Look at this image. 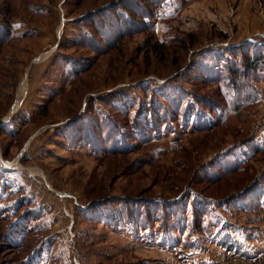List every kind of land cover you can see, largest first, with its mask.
<instances>
[{"label": "rangeland", "instance_id": "obj_1", "mask_svg": "<svg viewBox=\"0 0 264 264\" xmlns=\"http://www.w3.org/2000/svg\"><path fill=\"white\" fill-rule=\"evenodd\" d=\"M153 1L0 0V264H264V0Z\"/></svg>", "mask_w": 264, "mask_h": 264}, {"label": "trees", "instance_id": "obj_2", "mask_svg": "<svg viewBox=\"0 0 264 264\" xmlns=\"http://www.w3.org/2000/svg\"><path fill=\"white\" fill-rule=\"evenodd\" d=\"M144 2H148L149 4H151L152 6H154V7H157V4H156V2H154L153 0H140V3L141 4H145ZM147 4V3H146ZM113 12V13H112ZM91 13H95V11H92ZM110 13L112 14L111 15V17H110ZM114 13L115 14H122V20L124 21V18H126L127 20H128V22L130 21V18H140V17H142L143 18V16L142 15H140V13H139V11L138 10H136V9H134V8H132V7H130L129 5H127V4H125V5H123L122 7H114L113 8V5H112V3L111 2H109L108 4H106V5H104L103 7H101L100 9H98L97 10V12H96V14H95V16H96V18L97 19H99L100 17H101V23L99 24V26H101V25H103V26H106L107 24H109L110 22V24L112 25L113 24V26H117V27H119V24H120V20L118 21L117 19H116V17H115V15H114ZM131 14V16L128 14V15H125V14ZM104 14H106L107 16H108V18H106L105 19V17H104ZM103 15V16H102ZM127 16V17H126ZM130 17V18H129ZM135 20V19H134ZM0 21H2V19L0 18ZM8 21V20H7ZM7 21H5L4 20V23L7 25V30L0 24V31L2 30V29H4V33H5V37L4 38H6V37H8L9 35H10V32H11V30H12V26H11V22H10V19H9V24H8V22ZM139 22H140V20H139ZM142 22V21H141ZM125 23V22H124ZM124 23H123V25H122V28L123 27H125L124 26ZM130 23V22H129ZM125 25H127V24H125ZM96 30V29H95ZM98 33V31L96 30V34ZM102 35V34H101ZM1 40V39H0ZM156 45H158V44H156V43H153V48H156ZM260 48H261V53L258 55V57H257V59H255V58H253V57H251L248 61H247V63L244 65V70H246V71H254V69L255 68H257V67H261L262 65H264V43L263 44H261V46H260ZM235 75V74H234ZM149 117V116H148ZM145 116H142V117H140V116H136L135 115V117H134V119L133 120H135V119H143V121L142 120H137L136 121V123H137V126H138V128L139 129H142L143 127H145V128H147V129H149V130H152L153 128H155L159 123H163V121L165 120V119H162V120H156L155 121V119H154V117L151 119V122H150V124H148L147 125V123H148V121H146L145 120ZM153 119H154V121H153ZM156 122V123H155ZM141 135V134H140Z\"/></svg>", "mask_w": 264, "mask_h": 264}]
</instances>
